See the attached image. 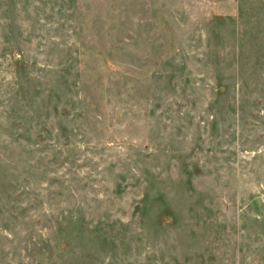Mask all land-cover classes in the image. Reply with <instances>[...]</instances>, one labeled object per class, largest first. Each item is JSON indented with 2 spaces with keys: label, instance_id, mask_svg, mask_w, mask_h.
<instances>
[{
  "label": "rangeland",
  "instance_id": "rangeland-1",
  "mask_svg": "<svg viewBox=\"0 0 264 264\" xmlns=\"http://www.w3.org/2000/svg\"><path fill=\"white\" fill-rule=\"evenodd\" d=\"M0 264H264V0H0Z\"/></svg>",
  "mask_w": 264,
  "mask_h": 264
}]
</instances>
